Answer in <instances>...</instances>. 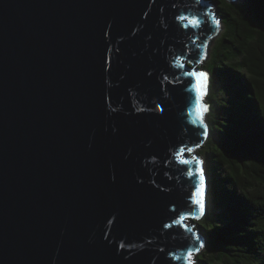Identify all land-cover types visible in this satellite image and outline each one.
<instances>
[{
    "label": "water",
    "instance_id": "95a60500",
    "mask_svg": "<svg viewBox=\"0 0 264 264\" xmlns=\"http://www.w3.org/2000/svg\"><path fill=\"white\" fill-rule=\"evenodd\" d=\"M214 4L0 0V264H189L206 246Z\"/></svg>",
    "mask_w": 264,
    "mask_h": 264
},
{
    "label": "trees",
    "instance_id": "16d2710c",
    "mask_svg": "<svg viewBox=\"0 0 264 264\" xmlns=\"http://www.w3.org/2000/svg\"><path fill=\"white\" fill-rule=\"evenodd\" d=\"M225 31L210 72L206 236L198 264H264V0H215Z\"/></svg>",
    "mask_w": 264,
    "mask_h": 264
},
{
    "label": "snow or ice",
    "instance_id": "6c2138e0",
    "mask_svg": "<svg viewBox=\"0 0 264 264\" xmlns=\"http://www.w3.org/2000/svg\"><path fill=\"white\" fill-rule=\"evenodd\" d=\"M180 20H189V17L187 16H180L179 17ZM217 23H219L217 21ZM200 24V20L198 18H192L191 19V25L192 26H199ZM187 26V25H185ZM187 76H196L197 80H198V84H197V89L198 91H200L201 95H203L202 89L204 87V84L207 80V74L204 72H192L189 71L186 73ZM207 111V108L204 107L202 109H198V115L200 116L201 121H203V112ZM193 123H195V121H193ZM205 135L207 134L206 129H205ZM192 149H188V151H191ZM183 151V149L181 150ZM195 159V158H194ZM184 163H188V161H184ZM197 163H202L201 161H197ZM200 179H199V187L196 188L194 195L201 197L200 199H195L194 200V204L197 205L199 207V210L201 213H203L204 211V202H203V187H204V175H203V170L200 169ZM195 173H191L189 172V176H194ZM195 219H199V216H195ZM189 219L188 216H182L180 220L175 221L176 224H181L183 220ZM189 231H191V229H189ZM197 239H199V237H197ZM200 247H203V245L201 244ZM197 251L199 249H196ZM187 257L189 259V264H192V257H193V252L191 250L188 251L187 253ZM179 259V257L177 258Z\"/></svg>",
    "mask_w": 264,
    "mask_h": 264
},
{
    "label": "rangeland",
    "instance_id": "374dc122",
    "mask_svg": "<svg viewBox=\"0 0 264 264\" xmlns=\"http://www.w3.org/2000/svg\"><path fill=\"white\" fill-rule=\"evenodd\" d=\"M215 1V0H214ZM230 1V0H229ZM239 2V0H238ZM215 5V4H214ZM216 9L218 7V4L217 6L215 5ZM218 12V11H217ZM218 16H219V13H218ZM219 20H220V28L219 30L213 35L212 38L209 39V41L207 42V54L205 55V57L203 58V61L202 63L199 64V67L202 68L204 67V64L207 60H209V57L211 56V53H212V49L214 48L215 44H216V41L217 39L223 34V32L225 31V26L223 25V23L221 22V16H219ZM209 92H210V89H209ZM209 92L207 94V104H208V111H207V114L209 113L210 111V107H209V102H208V96H209ZM202 148V147H201ZM201 148H199V152L201 150ZM207 209V208H206ZM198 255V254H197ZM197 255H195V257L197 258Z\"/></svg>",
    "mask_w": 264,
    "mask_h": 264
},
{
    "label": "clouds",
    "instance_id": "9594fccd",
    "mask_svg": "<svg viewBox=\"0 0 264 264\" xmlns=\"http://www.w3.org/2000/svg\"><path fill=\"white\" fill-rule=\"evenodd\" d=\"M203 68H204L205 70H207L205 67H203ZM206 140H207V139H206ZM205 143H206V142H205ZM205 143H204V145H205ZM204 145H203V146H204ZM199 153H200V152H199ZM201 156H202V155H201ZM206 208H207V199H205V208H204V211H203V213H205V212H206V210H207ZM203 213H202V214H203ZM205 247H206V246H205ZM198 252H199V253H201V250L199 249V250L196 252V254H195V255H197V254H198ZM193 258H195V259L197 260V258H196L195 256H193Z\"/></svg>",
    "mask_w": 264,
    "mask_h": 264
}]
</instances>
